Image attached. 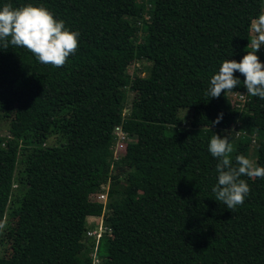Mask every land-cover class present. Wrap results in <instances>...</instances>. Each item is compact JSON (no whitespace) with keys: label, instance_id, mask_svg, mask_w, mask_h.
I'll return each mask as SVG.
<instances>
[{"label":"trees","instance_id":"16d2710c","mask_svg":"<svg viewBox=\"0 0 264 264\" xmlns=\"http://www.w3.org/2000/svg\"><path fill=\"white\" fill-rule=\"evenodd\" d=\"M6 4L42 5L80 36L63 67L0 46V264H93L94 247L99 264H264V178L242 177L251 191L227 209L208 151L228 134L233 165L253 147L264 167V99L238 72L236 89L207 95L224 60L252 51L264 0ZM116 129L130 141L111 169Z\"/></svg>","mask_w":264,"mask_h":264},{"label":"clouds","instance_id":"9594fccd","mask_svg":"<svg viewBox=\"0 0 264 264\" xmlns=\"http://www.w3.org/2000/svg\"><path fill=\"white\" fill-rule=\"evenodd\" d=\"M250 31L255 34L251 41L252 51L247 52L240 62L224 60L210 79L207 95L218 98L222 93L236 89L241 84V80L234 76L238 72L244 77L247 94L264 99V63L260 62L257 55L264 47V12L251 20ZM79 36L78 31L69 30L63 20L55 19L54 13L42 5L14 7L6 4L0 8V46L26 48L42 64L63 67L67 59L76 53ZM222 118L221 113L212 126L219 124ZM208 151L219 161L216 165L217 183L212 188L216 200L227 209L242 206L251 191L248 182L242 177L264 178V167L256 166L243 154L236 156L233 165L228 157L232 151L228 134L223 138L213 134Z\"/></svg>","mask_w":264,"mask_h":264},{"label":"built area","instance_id":"2783aa9c","mask_svg":"<svg viewBox=\"0 0 264 264\" xmlns=\"http://www.w3.org/2000/svg\"><path fill=\"white\" fill-rule=\"evenodd\" d=\"M113 136H114V144H113L112 156H111L113 163L111 164V169L114 168L115 163H118L120 161L119 147H120L121 143L126 142V140H127V135L119 129H116L113 131ZM103 189H104V191L101 190V193L96 195V201L105 205L107 202L106 190H108V184ZM99 222H101L100 227H97L96 230L90 231V233H87L89 236L96 237V239H95L96 244H97V242H98V240L102 234V231L104 230L102 221L100 220ZM91 257L93 260V264H99L100 263L101 257L97 254V247L93 248V251L91 253Z\"/></svg>","mask_w":264,"mask_h":264},{"label":"rangeland","instance_id":"374dc122","mask_svg":"<svg viewBox=\"0 0 264 264\" xmlns=\"http://www.w3.org/2000/svg\"><path fill=\"white\" fill-rule=\"evenodd\" d=\"M146 1V3L147 2H149V1H151V0H145ZM251 36L254 38V36H255V34L254 33H252L251 32ZM143 63V62H142ZM141 63V64H142ZM140 63H134L131 67H128V70H127V73L130 75V76H133V74L134 73H137L139 76H144L145 75V69L143 68L144 66H146L147 67V64H144V66H143V64L141 65ZM132 97H133V95L131 94V93H127L126 94V106H130V103H131V100H132ZM181 115H184V113H182ZM52 142H53V140L52 139H50L49 140V142H48V144L49 145H52ZM47 144V145H48ZM249 159L251 160V161H253V163H254V161H255V158H256V152H255V149L252 147L251 149H250V151H249ZM100 220V219H99ZM98 220V221H99ZM97 220L96 221H91V222H88L87 223V229L88 230H90L91 229V227L92 228H94V229H97V227H100L101 226V222H98Z\"/></svg>","mask_w":264,"mask_h":264}]
</instances>
